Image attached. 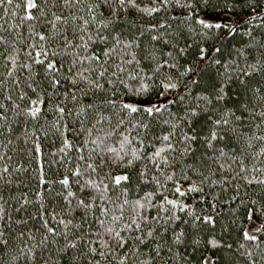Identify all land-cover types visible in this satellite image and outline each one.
<instances>
[{"label":"snow or ice","instance_id":"snow-or-ice-1","mask_svg":"<svg viewBox=\"0 0 264 264\" xmlns=\"http://www.w3.org/2000/svg\"><path fill=\"white\" fill-rule=\"evenodd\" d=\"M0 7H14L29 23V36H17L3 55L9 76H27L19 102L7 96L13 119L0 104V145L22 137L34 165L30 193L0 191V257L8 264H208L196 255L200 245L221 241L204 232L214 215L194 205L206 201L205 186L222 185L235 192L242 221L261 220L252 232L241 224L238 248L247 264H264V248L246 247L264 232V198L246 202L239 191L264 186V0H0ZM237 36L225 58L222 41ZM193 44L197 63L217 66L207 82L181 63ZM185 76L184 94L174 92ZM233 76L244 102L226 89ZM5 159L14 163L0 152ZM23 170L0 166V188Z\"/></svg>","mask_w":264,"mask_h":264},{"label":"trees","instance_id":"trees-1","mask_svg":"<svg viewBox=\"0 0 264 264\" xmlns=\"http://www.w3.org/2000/svg\"><path fill=\"white\" fill-rule=\"evenodd\" d=\"M19 2L20 0H13L14 5ZM174 14L179 15V13ZM22 18V13L14 7L9 9L8 12H5L4 9L0 7V36H3L5 40L8 41L7 44L0 42V104L5 105L9 109L7 114L10 120L13 119V109L11 107L12 102L16 101L19 89L25 87L23 81L27 76V71L25 70L21 72L14 70L13 75L9 76L6 71V67H10L11 64L10 62H6L3 59V55H7L5 49L14 46L11 44V42L12 40H15L17 36H29V33L27 31L29 23L27 21L21 23ZM37 30H39L38 25ZM221 35H223V33H221ZM193 40H195V38H193ZM237 40H240V37L237 36L235 38H224V40L222 41V46L225 58H227V51L236 44ZM19 46L23 47L25 45ZM21 56H23V53H21ZM210 56L216 59H220V56H218L216 53H210ZM197 59L198 56L196 53L195 44H193L192 48L189 49L187 56L181 60V63L190 62V66L193 67L196 72H203L205 82H207L209 75L215 77L217 66L213 65L210 68L205 69L204 64H210V61L197 63ZM219 71L223 72L224 68L220 67ZM16 77H20L22 81L18 86L13 85L12 83V81L15 80ZM177 83L178 87L173 91L176 93L184 94L185 86L188 84V77H180ZM189 87H191V85H189ZM226 89L229 92V96L232 100L238 99L240 102H244L247 99L244 94L243 86L239 84L235 76H233L232 82L226 85ZM198 91H201L200 87L195 88V90L193 91V95H195V92ZM9 95L12 96L13 101H9L7 99V96ZM169 98H172L171 95H169ZM16 102L18 103L19 101ZM171 110L175 111V108H172ZM0 111H3V109H0ZM258 112L259 109H257V112L255 114L258 115ZM161 118H167V112L163 113ZM49 119H51L50 114ZM200 120H203V116L200 117ZM256 122L258 123V120ZM40 123H43V120H41ZM198 125L199 120L196 122V124L193 125V127L198 128ZM253 131H255V129H253ZM257 135H259V132H257ZM10 139L14 140L15 143L10 144L7 149H5L3 145H0V152H6L7 156L12 158V162L21 164L24 170L22 172H13L11 177V185L6 188H0V191H2L6 197L18 194L21 191L30 193V188L34 186V184L30 181L34 165L32 164L31 157L27 154V152L22 151V149L30 145H25L22 137L17 139L16 136H12L10 137ZM0 140H4V136L0 135ZM52 140H55V137H51L49 141H46L44 143V153L46 156L50 151ZM56 143L58 144V141ZM202 150L203 149H201V151ZM4 163H9L10 170L14 167V163H10L7 159L0 161V166H2ZM254 166L259 168L261 164L260 162H257ZM216 167L217 166L215 164L212 165L214 171ZM224 171L227 172V169H225ZM216 176L217 178H220L221 173L217 172ZM4 179L7 180L9 179V177L5 175ZM17 181H19V183H17ZM234 183L235 182H233V187ZM2 184L3 181H0V185ZM239 191L242 198H244L246 202L248 201L249 197L255 198L256 201H261L262 198H264V186L256 184L247 187L242 186ZM205 193L208 194L206 197V201L195 202V210L197 211V213L203 210L207 214L214 215V218L216 220L215 226H208L204 229V232L207 234V236L221 241V244L215 247H213L211 244H201L200 251L197 252L196 255L199 256L202 252L204 256L210 259L211 264H247V258L242 255L244 249L238 248V242L244 243L242 240H240V226L243 223V225L246 227V224L248 222L247 220L242 221L241 217L243 215V209L237 204V202H234L230 199V197L234 195L235 192L231 187L225 189L222 185H215L211 189L205 186ZM187 202L192 203L193 201L188 200ZM9 204L12 206V208L10 209V213L15 212V201L9 199ZM212 204H215V208L211 207ZM31 210L32 209L30 206L27 207V211L30 212ZM24 215V211L17 212L14 218L20 219ZM253 220L257 221L259 227L261 220L256 216L253 217ZM258 237L259 239L257 242H247L246 244L247 248H251L257 253L260 252V249L264 248V232L259 233ZM256 243L260 244V248H256ZM229 245L230 247H228ZM181 251H185L186 254H191L192 249L182 248ZM0 264H8L7 257H0Z\"/></svg>","mask_w":264,"mask_h":264},{"label":"rangeland","instance_id":"rangeland-1","mask_svg":"<svg viewBox=\"0 0 264 264\" xmlns=\"http://www.w3.org/2000/svg\"><path fill=\"white\" fill-rule=\"evenodd\" d=\"M226 18L231 19L230 15H226ZM248 223L246 224L247 229L252 232L253 229L258 227L257 221H254L253 219L251 221H247ZM208 264H211L210 259L208 258Z\"/></svg>","mask_w":264,"mask_h":264}]
</instances>
